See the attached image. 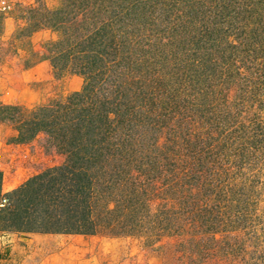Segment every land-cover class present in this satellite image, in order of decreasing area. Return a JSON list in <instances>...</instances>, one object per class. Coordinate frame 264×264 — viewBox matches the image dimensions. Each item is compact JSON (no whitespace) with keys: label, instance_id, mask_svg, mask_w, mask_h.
<instances>
[{"label":"trees","instance_id":"1","mask_svg":"<svg viewBox=\"0 0 264 264\" xmlns=\"http://www.w3.org/2000/svg\"><path fill=\"white\" fill-rule=\"evenodd\" d=\"M19 10L12 38L48 31L42 58L81 84L16 124L15 143L43 132L65 158L4 194L0 172V233L171 238L178 264H264V0Z\"/></svg>","mask_w":264,"mask_h":264},{"label":"rangeland","instance_id":"2","mask_svg":"<svg viewBox=\"0 0 264 264\" xmlns=\"http://www.w3.org/2000/svg\"><path fill=\"white\" fill-rule=\"evenodd\" d=\"M49 6L58 0H45ZM33 0H0V160L1 191L17 187L30 175L61 164L64 154L46 141L39 132L27 143H15L16 124L36 105L64 96L79 88L75 75L57 78L47 59L42 58V42L48 31L34 33L30 45L12 34L22 24L20 6ZM4 5L3 9L1 6ZM38 52L25 67L29 48ZM232 97V92H230ZM174 239L161 240V247L143 246L142 240L128 236L28 235L0 233V254L4 264H178Z\"/></svg>","mask_w":264,"mask_h":264},{"label":"built area","instance_id":"3","mask_svg":"<svg viewBox=\"0 0 264 264\" xmlns=\"http://www.w3.org/2000/svg\"><path fill=\"white\" fill-rule=\"evenodd\" d=\"M3 9L5 8V6L4 5H2L1 6ZM3 169H2V165H1V160H0V172L2 171ZM2 194H4L3 192H2ZM2 202H6V198L5 197H3L2 198ZM4 258L1 256V254H0V264H4Z\"/></svg>","mask_w":264,"mask_h":264}]
</instances>
